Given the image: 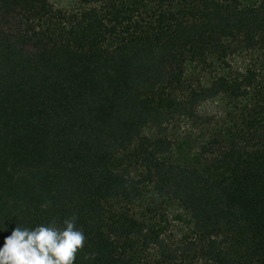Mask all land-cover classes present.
I'll use <instances>...</instances> for the list:
<instances>
[{"label": "trees", "instance_id": "1", "mask_svg": "<svg viewBox=\"0 0 264 264\" xmlns=\"http://www.w3.org/2000/svg\"><path fill=\"white\" fill-rule=\"evenodd\" d=\"M73 216L74 264H264V0H0V244Z\"/></svg>", "mask_w": 264, "mask_h": 264}, {"label": "clouds", "instance_id": "2", "mask_svg": "<svg viewBox=\"0 0 264 264\" xmlns=\"http://www.w3.org/2000/svg\"><path fill=\"white\" fill-rule=\"evenodd\" d=\"M7 230L4 223L0 232ZM84 239L74 216L65 218L61 226L55 220L31 228L15 226L0 244V264H74Z\"/></svg>", "mask_w": 264, "mask_h": 264}, {"label": "rangeland", "instance_id": "3", "mask_svg": "<svg viewBox=\"0 0 264 264\" xmlns=\"http://www.w3.org/2000/svg\"><path fill=\"white\" fill-rule=\"evenodd\" d=\"M178 133L190 130L189 123L181 121L178 126ZM183 146V145H182ZM178 145L175 149L181 153L183 147ZM159 230L165 240L172 246L190 241L193 238L192 222L188 213L176 202L168 200L164 205L162 216L159 218Z\"/></svg>", "mask_w": 264, "mask_h": 264}]
</instances>
